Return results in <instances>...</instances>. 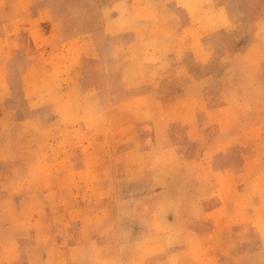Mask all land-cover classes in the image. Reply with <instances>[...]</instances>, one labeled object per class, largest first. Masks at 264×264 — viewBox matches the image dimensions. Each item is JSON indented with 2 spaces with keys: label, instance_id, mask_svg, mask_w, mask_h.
<instances>
[{
  "label": "rangeland",
  "instance_id": "obj_1",
  "mask_svg": "<svg viewBox=\"0 0 264 264\" xmlns=\"http://www.w3.org/2000/svg\"><path fill=\"white\" fill-rule=\"evenodd\" d=\"M261 3L0 0V264H264ZM181 12L197 64L127 58Z\"/></svg>",
  "mask_w": 264,
  "mask_h": 264
},
{
  "label": "crops",
  "instance_id": "obj_2",
  "mask_svg": "<svg viewBox=\"0 0 264 264\" xmlns=\"http://www.w3.org/2000/svg\"><path fill=\"white\" fill-rule=\"evenodd\" d=\"M215 2V1H213ZM212 2V3H213ZM215 4V3H214ZM261 9H260V13H259V17L257 19H255V21H245V25L241 24V29L237 31V25H235V31H237V33H235V36H239V35H246L247 39L244 41V43L242 44V49L237 50L236 56H242L243 58L247 57V59H255L254 54H257L259 50L264 49V0L263 3H261ZM217 8H220L219 6L216 5ZM231 13V12H230ZM228 13L227 16V23L228 25L233 23L234 20L233 18L236 17L235 13ZM166 17L168 16L169 18H171V14L169 13H165ZM166 18L169 19V18ZM246 17V16H245ZM172 19V18H171ZM180 22H183L184 25L183 27H179V29L175 30L173 33L172 37H170L168 34L167 35H163V34H159L158 36H155L154 33H151L153 36V40H151L150 38L147 40V42L141 46L142 44V39L134 42L133 39H131V42H125V46H123V49L126 54V56H128L127 58L130 59V57H134L133 56V50L137 49L138 51V55H142L141 57L144 58V62L145 64H139L140 66H142L143 68L145 67L147 72H152L155 69H159L160 67L163 66L164 63H166V61H168V63H175V61H179L182 62V64H186L189 63V59H191L193 61V63H196V52L193 51V49L189 50L188 46H187V38L184 39V37L186 35H188V29L189 26H191L189 24L190 21H192L191 16H189L188 13L185 12V14H183V12L180 13L179 18H174ZM171 21V20H170ZM254 22V23H251ZM227 26V25H226ZM132 32L134 35L138 34L140 35V37H147L143 34H150V29H140V28H136V27H132ZM167 29H165V32ZM260 30V31H259ZM128 31V30H127ZM130 31V30H129ZM132 32H129L128 36L132 35ZM260 33L259 36L255 37L257 35V33ZM126 33V32H125ZM133 35V37H134ZM244 37V36H243ZM255 37V38H253ZM172 38H177L179 39V45H173L171 44L172 42ZM173 39V40H174ZM235 39V37H234ZM242 39V38H241ZM245 39V38H244ZM176 41V39L174 40ZM190 42V41H189ZM230 43V41H228ZM137 43H139V47L136 46ZM127 44V45H126ZM202 46V41L201 39H197L196 42V47L197 48H201ZM228 48V49H227ZM234 46H232L231 44H228L227 47H223L221 49V53L224 52H228L230 49V53H234ZM199 51V50H198ZM132 53V55L130 56V53ZM137 55V56H138ZM221 56V55H220ZM131 58V59H132ZM128 59V61H129ZM246 59V58H245ZM133 60V59H132ZM136 61V60H134ZM261 64V63H260ZM175 65V64H174ZM127 66V65H126ZM133 67H135V64L133 65ZM144 68V69H145ZM141 74L139 75V77L137 78H129L130 80H153L150 76V74L147 77H143L141 78ZM102 80V76L100 77ZM88 80V79H86ZM182 80H189L188 78L186 79H182Z\"/></svg>",
  "mask_w": 264,
  "mask_h": 264
}]
</instances>
